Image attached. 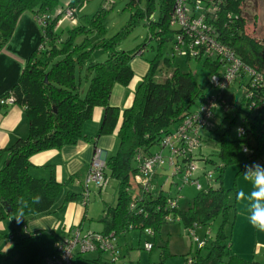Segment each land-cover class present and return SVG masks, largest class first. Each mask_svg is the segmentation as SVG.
Listing matches in <instances>:
<instances>
[{
    "label": "trees",
    "instance_id": "16d2710c",
    "mask_svg": "<svg viewBox=\"0 0 264 264\" xmlns=\"http://www.w3.org/2000/svg\"><path fill=\"white\" fill-rule=\"evenodd\" d=\"M82 1L70 0L65 9L77 8ZM243 1L215 0V5L218 6L217 20L212 24L217 39L231 47L233 53L255 72L254 75L242 72L236 79L244 86L237 109L244 106L247 110L240 125L245 129V134L230 139L229 127H224L218 132L231 107L226 102L223 91L219 92L227 107H217L211 114L209 124L201 127L196 135L198 145L193 154H181L177 158L181 170L195 157L200 159L201 173H194L195 176L191 178L203 177L207 184L197 189L198 193L187 209L180 210L177 202H174V206H169L168 200L177 198L171 192L162 191L161 186L154 190L155 178L159 175L157 170L163 169L164 165L156 168L148 178V186H141L135 180L138 165L140 161L156 152L151 150L152 147L162 149L161 141L164 137L175 131L180 121L193 112V103L196 100L200 102L209 92L204 91L197 83L191 71L171 68L169 75L162 82H156L152 67L148 68L133 93L132 104L122 113L117 130V151L106 158L105 174L117 181V198L115 206L105 208L100 220L102 229L97 232L107 235L114 233L116 237L136 230L139 235L150 233L156 236L163 223L178 221L190 235H195L197 227L210 225L215 218L222 215L223 220L216 234L213 237H205L204 244L199 246L188 264H260L253 259L240 257L230 249L231 244L225 242V226L229 221L230 211L233 210V216L236 211V193L235 188L225 187L221 176L223 170L226 165L235 162H243V168H246L250 161L264 152V40H256L245 33ZM57 3L58 0H0V49L11 37L21 13L29 11L34 18L43 14L46 16L43 25H39V46L30 53L18 80L0 97L1 99L12 96L13 103L22 106L28 120L27 135L16 138L10 145L0 149V221L14 218L18 207L17 197L23 196L30 203L33 195L39 194L42 197L41 203L31 205L30 209L25 210L24 220L19 223L14 221L13 228L7 235L11 247L3 249L0 246V264H34L37 261L46 264L48 257L57 255L55 243L61 238L53 234L52 237L46 238L41 230H28L25 223L40 214H52L55 211L54 204L62 184L54 176L33 177L29 173L30 157L44 150L60 149L76 143L82 137L83 123L91 117L95 106L104 108L98 132L112 133L120 113L118 107H111L109 103L112 86L116 83H129L134 75L130 61L134 55L142 54L141 51L146 45L144 42L136 49H119L117 44L121 34L105 38L97 45H91L86 35L81 44H76L75 39L79 34L91 30L86 25L74 27L69 32V38L64 41L55 31L59 16L64 10L54 16L51 14ZM154 4V0H148L145 19L148 38L160 46L162 42L167 41L170 34L169 39L173 41L176 34L181 32V27L170 25L169 22L174 0H159L160 15L157 20L150 19L153 12L149 9ZM229 12L235 14V21H228L226 15ZM93 17V21L99 22V12ZM101 26L99 22L95 29L101 31ZM128 30L129 28H126L123 32ZM95 47H101L106 52L107 56L101 62L89 61ZM165 60L166 64L170 65L169 59ZM204 64L209 66L212 74L217 72V61L204 59ZM82 69L85 70L84 76L88 85L84 95L79 96V70ZM251 103L252 107L249 106ZM214 117L221 118V122L215 124ZM231 122H234V118ZM202 130L206 131L205 138L201 134ZM215 138L218 140L217 146H212L211 140ZM205 146L209 149L208 153L203 152ZM244 147H247L249 152H243ZM180 171L172 170L170 178L181 175ZM215 171L218 173L216 186L210 182V176ZM88 191V184H83L81 194L84 195V192ZM76 194L67 192L65 201L76 199ZM81 201L83 202V199ZM86 204L87 200L83 205ZM5 236L0 230V244ZM202 247L207 248L206 255L200 254ZM152 248L153 244L150 249ZM83 253L79 250L74 253L73 264H104L100 256L89 260L82 256Z\"/></svg>",
    "mask_w": 264,
    "mask_h": 264
},
{
    "label": "rangeland",
    "instance_id": "374dc122",
    "mask_svg": "<svg viewBox=\"0 0 264 264\" xmlns=\"http://www.w3.org/2000/svg\"><path fill=\"white\" fill-rule=\"evenodd\" d=\"M70 0H58L57 5L51 11L54 16L57 13L63 11ZM159 0H154V6H150L152 15L150 19L157 20L160 15L158 7ZM75 10L73 18H68L63 12L59 16V20L55 26L56 34L60 39L64 41L69 38V32L74 27L79 25H86L89 32L83 31L75 39L76 44H81L84 41V37L87 35L89 43L91 45L100 44L103 39H108L117 34H121L120 42L118 45L119 49L132 50L136 49L145 42V47L142 54H136L131 59L130 63L134 69L135 74L147 73L148 68L153 69V78L156 82H162L169 73L171 68H179L181 71H191L197 83L200 84L204 91L214 92L215 88L210 85V77L212 75L209 66H205L204 59L196 60L195 58H188L183 55L179 49L175 48L172 40L168 35L167 41L156 44V41H151L148 38V25L146 23L148 13V0H83ZM99 12L100 24L102 25L101 31L96 30V24L99 25L98 20L93 21L94 15ZM142 13L143 15H140ZM242 16L244 18L245 33L256 38V40H264V0H244L242 3ZM129 28L128 32L125 31ZM140 53V52H139ZM106 52L101 47H95L89 61L101 62L106 57ZM169 59L170 65L166 64V60ZM155 66H154V65ZM81 83L79 86V96H83L88 80L85 79V70H79ZM244 86L239 83L238 80L231 83L228 87L223 89L224 97L226 102L231 106L226 113L227 118L221 122V118L214 117V123H222L221 128L218 132H221L224 127H229L230 139H236L238 137V129L242 125L243 117L246 115L247 110L243 106L240 109L238 104L240 97L243 93ZM199 107V100H196L192 105V111H195ZM234 118V122L231 121ZM117 126V125H116ZM116 126L112 133L116 134L114 144H116V150L110 152L113 154L118 148V137ZM116 133H115V132ZM206 131L202 130L201 134L206 137ZM213 134V132H211ZM253 142V140L251 141ZM212 146H217L218 140H211ZM152 151H157L158 147L154 146L151 148ZM204 153H208V147L205 146L203 149ZM103 151V150H102ZM109 154V155H110ZM105 155V154H104ZM194 165H196L195 173H201V161L197 157L193 159ZM253 162H257L264 165V152L259 153L252 161L249 162L251 165ZM243 162H235L226 165L223 170L222 179L226 188H235V193L239 190L245 192L249 191L251 184L244 180L243 173ZM211 167V166H209ZM208 167V168H209ZM243 168V169H242ZM173 168L171 166L164 165V168L158 169L159 175L154 182V190L160 186L162 191L171 192L174 197L177 198V203L180 210H185L191 203L192 199L197 195L198 188L203 187L207 184V181L203 177L198 179V184L195 182L185 183L183 182L181 175L171 177ZM215 171L212 173L210 182L216 186L218 181L216 180ZM85 177L82 178L83 184H85ZM89 191L87 197V204L83 205L82 199L78 200V205L83 207L85 212V218H83V225L81 232L85 234L89 228H94L95 231L101 229V217L104 215L105 208L108 206L116 205L117 198V181L109 177L108 185L105 191L99 193L98 188L88 183ZM65 196L59 195L55 201V206L60 205L63 202ZM236 211L235 217L233 216V210L230 211L229 221L226 223L225 231L227 237L226 243L231 244V250H233L240 257L247 260H255L260 264H264V232L259 231L251 226L248 220V209L244 201L237 199L236 195ZM82 202V203H81ZM115 204V205H114ZM67 207L63 208L66 209ZM61 210L60 214H63ZM15 216V215H14ZM222 215L218 216L213 220L210 225H203L196 228L195 235H190L183 227L182 223L178 221H167L160 227V232L154 236L153 234L142 233L136 230L128 231L125 234H119L112 241L114 242L113 252L105 250L99 253V251H87L82 254L84 258L92 260L97 259L99 256L104 264H188L192 256L195 255L199 248V242H202L205 237H213L219 224L222 223ZM233 220V221H232ZM16 221L15 218H7L3 222V228L1 229L5 234L4 240L0 246L3 249L11 247V241L7 239V235L13 228V223ZM78 226V225H77ZM54 232L58 237L61 236V229L59 225L54 228ZM43 235L46 238L52 237L50 233L44 232ZM197 238L199 242L195 239ZM148 242L153 244L152 249H146L145 243ZM206 247H202L199 252L201 255H206ZM34 264H43V262L37 261ZM223 264V263H221Z\"/></svg>",
    "mask_w": 264,
    "mask_h": 264
},
{
    "label": "built area",
    "instance_id": "2783aa9c",
    "mask_svg": "<svg viewBox=\"0 0 264 264\" xmlns=\"http://www.w3.org/2000/svg\"><path fill=\"white\" fill-rule=\"evenodd\" d=\"M217 5L215 0H174L173 11L169 17L170 25L181 27V32L176 34L173 39L175 48L179 49L183 55L196 60L209 59L212 62L217 61L218 70L211 75L210 85L215 88L216 93L205 95L199 102V107L195 111L186 115L180 121L176 130L168 133L161 141L162 149L152 153L149 157L140 161L138 165V173L136 182L141 186H148L150 176L156 168L167 165L171 166L174 171H180L177 158L181 154H193L198 145L197 134L201 127L209 124V119L213 111L217 107H227L225 100L222 99L221 93L223 89L236 81L237 77L245 72L247 75H254L255 72L235 54L233 49L224 42L219 41L216 37L215 27L212 22L217 20ZM76 8L68 7L64 9L65 16L73 18ZM235 14L229 12L226 16L228 21H235ZM39 25H43L46 16L43 14L35 18ZM256 79L259 80L257 75ZM0 103H13V97L7 96L0 99ZM253 106V103L249 105ZM245 129L239 127L238 135H244ZM243 152H249L244 147ZM89 168L85 176L86 184H94L99 191L103 192L109 178L105 174L106 156L100 149H95L91 156ZM196 165L190 160L187 166L180 172L181 178L185 183L195 182L194 179ZM211 173H208L210 176ZM200 188V187H199ZM88 192L84 193L83 204L86 203ZM177 199H169L168 205L174 206ZM133 207L132 204H130ZM170 219V217H168ZM82 228L75 226L69 232L56 241L55 247L58 249L57 255L47 258L46 264H73L74 253L76 251H105L114 250V233L103 234L97 231H87L85 234L81 232ZM147 231H150L147 229ZM198 242L199 240L195 238ZM203 241L199 242V246L203 245ZM145 248L150 249L151 244L145 243Z\"/></svg>",
    "mask_w": 264,
    "mask_h": 264
},
{
    "label": "crops",
    "instance_id": "0c3cea01",
    "mask_svg": "<svg viewBox=\"0 0 264 264\" xmlns=\"http://www.w3.org/2000/svg\"><path fill=\"white\" fill-rule=\"evenodd\" d=\"M40 38V26L33 14L29 11L21 13L11 37L0 49V97L9 91L18 80L30 53L39 46ZM132 70L134 75L129 83L127 85L114 84L109 94L111 107H118L120 111L115 131L119 129L124 109L132 104L133 93L136 91L139 80L146 74L145 72L135 74L134 69ZM103 116V107H93L91 117L82 125V137L76 143L65 145L60 149L44 150L30 157L29 173L33 177L54 176L62 184L58 196L62 197L67 192H75L77 197L70 201L63 199L60 205H54L55 211L52 214H40L29 219L25 223L28 230H41L43 233L48 232L57 238H62L73 227L78 225L82 228L83 218L86 215L77 201L80 198L83 199L82 196H84L81 194L83 193L82 178L86 176L91 156L95 149L103 150L106 158L112 150L113 152L116 150V144H114L116 134L98 132ZM27 133L28 120L22 106L16 103H0V149L10 145L18 137H25ZM65 207L67 208L63 210ZM61 210L63 214H60ZM57 225L61 229L60 237L54 232ZM2 228L3 222L0 221V230ZM89 229L95 230L94 228Z\"/></svg>",
    "mask_w": 264,
    "mask_h": 264
},
{
    "label": "clouds",
    "instance_id": "9594fccd",
    "mask_svg": "<svg viewBox=\"0 0 264 264\" xmlns=\"http://www.w3.org/2000/svg\"><path fill=\"white\" fill-rule=\"evenodd\" d=\"M245 181L250 182L251 188L245 192L239 190L237 199L244 201L248 209V220L251 226L264 232V165L253 162L247 165L242 174ZM42 197L39 194L31 197V203L23 196L17 197V209L14 218L19 223L25 218V210L30 209L31 205L39 204Z\"/></svg>",
    "mask_w": 264,
    "mask_h": 264
}]
</instances>
